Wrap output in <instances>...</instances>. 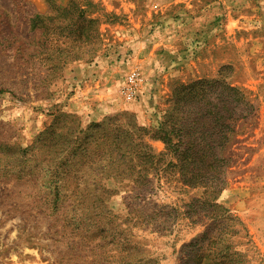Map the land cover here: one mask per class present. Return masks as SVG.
<instances>
[{"label": "rangeland", "instance_id": "rangeland-1", "mask_svg": "<svg viewBox=\"0 0 264 264\" xmlns=\"http://www.w3.org/2000/svg\"><path fill=\"white\" fill-rule=\"evenodd\" d=\"M0 264H264V0H0Z\"/></svg>", "mask_w": 264, "mask_h": 264}, {"label": "trees", "instance_id": "trees-1", "mask_svg": "<svg viewBox=\"0 0 264 264\" xmlns=\"http://www.w3.org/2000/svg\"><path fill=\"white\" fill-rule=\"evenodd\" d=\"M226 89H227V87H226ZM229 90H232V92H235L236 94L238 93L237 91V89H234V88H228Z\"/></svg>", "mask_w": 264, "mask_h": 264}, {"label": "built area", "instance_id": "built-area-1", "mask_svg": "<svg viewBox=\"0 0 264 264\" xmlns=\"http://www.w3.org/2000/svg\"><path fill=\"white\" fill-rule=\"evenodd\" d=\"M130 95H131V96L134 95V88H132V89L130 90Z\"/></svg>", "mask_w": 264, "mask_h": 264}]
</instances>
